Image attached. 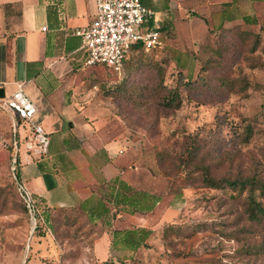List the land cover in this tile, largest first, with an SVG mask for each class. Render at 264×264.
<instances>
[{
  "label": "rangeland",
  "instance_id": "obj_1",
  "mask_svg": "<svg viewBox=\"0 0 264 264\" xmlns=\"http://www.w3.org/2000/svg\"><path fill=\"white\" fill-rule=\"evenodd\" d=\"M249 10L254 9L249 5ZM201 23L197 40L207 34V23ZM236 45L220 61L207 60L216 58L210 46L199 52L192 77L203 66L205 79L198 77L194 89L182 90L183 104L178 109L161 104L160 82L175 86L178 81L180 66L175 57L180 53L175 50H180V35L171 47L163 42V47L138 54L123 71L114 72L105 65L87 66L88 104L96 136L89 148L111 144L112 159L128 168L137 188L163 194L178 188L176 181L174 187L172 184L176 177H184L179 172V157L192 143L199 146L198 160L209 163L218 175L264 178V52L260 48L253 54L247 50L237 53ZM224 78L236 81L234 90L230 84H222ZM119 86L127 89L126 95L110 92ZM12 131L11 113L0 108V264L60 263L50 232L41 239L40 247H35L39 233L33 234L34 219L22 209L11 171ZM186 186L164 212L159 208L153 214L131 218L132 226L151 232L146 245L137 250L110 246L116 262L264 264L263 224L248 220L240 203L232 201L225 191L197 182ZM78 240L62 245L59 257L67 250H80L88 259L84 264L105 263Z\"/></svg>",
  "mask_w": 264,
  "mask_h": 264
},
{
  "label": "crops",
  "instance_id": "obj_2",
  "mask_svg": "<svg viewBox=\"0 0 264 264\" xmlns=\"http://www.w3.org/2000/svg\"><path fill=\"white\" fill-rule=\"evenodd\" d=\"M142 1L156 11L153 25L162 28L165 44L172 46L180 35V46L195 51L202 50L210 29L243 24V18L253 13L249 10L252 0ZM94 13V0H0V88L7 96L23 84L38 108L36 121L50 135L48 153L42 158L22 149L20 179L41 204L51 208L81 206L88 221L87 233L80 231L79 237L74 225L62 226V236L50 232L57 244L56 258L61 260L55 264H84L83 260H88L80 250H67L59 257L62 245L76 239L87 244L84 248L92 256L108 259L113 230L134 228L131 218L139 214L136 207L110 200L116 176L128 187H136L128 172L112 159L111 144L89 148L96 138L95 121L88 104L86 52L76 31L88 26ZM202 21L207 23V34L197 40ZM47 234L37 236L36 248Z\"/></svg>",
  "mask_w": 264,
  "mask_h": 264
},
{
  "label": "trees",
  "instance_id": "obj_3",
  "mask_svg": "<svg viewBox=\"0 0 264 264\" xmlns=\"http://www.w3.org/2000/svg\"><path fill=\"white\" fill-rule=\"evenodd\" d=\"M263 6L264 0H252V7L254 9L253 13L246 15L243 18V24L237 23L230 27L221 25L220 27L210 29L209 36L202 46V51L204 49H210L208 48V46H210L211 49L214 50L216 58L210 57L207 60H224L226 58L225 55H230L229 50L231 47L235 46L237 43V53H242L244 50H247L253 54L254 52L259 51L260 48L264 52V9L262 13L258 11L259 7ZM206 21L208 20L206 19ZM155 28L160 30L162 34V28L160 26H155ZM249 39L253 40V43H249ZM183 46H180L182 49L179 50L176 48L177 50H175L176 52L180 53L177 58L175 57L176 62L180 66L177 83L175 86H168L162 81L160 82V89L162 90L160 102L165 108H180L183 104L182 90L186 91L194 89V82L198 77H200V80L202 81L205 79V76H203L201 73L203 69H206L205 67L200 66L195 77H192L191 72V68L197 64L196 61L199 59L198 54L201 51L188 49L186 45ZM147 50L148 49H146L141 42L132 44L129 54L124 60L121 71H123L125 67L129 65V63H132L134 60H136L135 57L138 54ZM228 58L229 60L233 59L232 57ZM113 71L118 72L115 70ZM235 83L236 81L230 79L224 78L222 80V84H230V90H234L233 88ZM112 90H114V94L122 95H126L127 91V89L123 88V86L116 87V89H111L110 92H112ZM14 133L15 132L13 128L11 145L13 149ZM14 155L15 150L11 157V167ZM198 156L199 146L197 144L194 145L192 143L186 147L185 151L179 157L181 167L179 172H183L184 177H176V179H174L172 187H174V182L176 181L178 188L173 189L171 192L167 191L165 194H163L162 192H157L155 190L146 188H137L133 186L128 187L120 178V176H116L113 180L115 193H113L110 200L116 205L123 204L125 206V204H129L130 207H136V211L139 214H144L147 216V214H153L156 210H159V208L164 210L172 206V203L176 200V198L182 195V190L184 187H187V184L197 182L202 187L225 191L226 195H228L232 201H238V203H240L248 220L262 223L264 226V178L255 175L235 177L229 174L218 175L213 171L209 163L198 160ZM17 161L18 165H16L15 173H13L12 169L11 171L16 180L15 185L19 199L23 205L22 209L28 215H30V209L27 206V203L20 191V186L22 184L20 179L21 160L17 159ZM119 165L124 170V172L128 171V168L122 163ZM195 172L198 174L194 175ZM181 183L183 186L180 188ZM169 195L172 196L170 199ZM33 198V207L35 209L34 213L37 219V224L33 234L54 232L56 236H62L63 233L59 232L60 228L62 226L69 227L73 225L76 226L74 229L76 237L80 236V231H82L84 234L87 233L88 230L86 228V224L88 221L81 206H75L71 208H51L41 204V201L36 196L33 195ZM150 232V229L145 227L114 229L112 246H119L122 249L131 251L137 250L142 245H146V239ZM102 262H105L104 264H121V262H116L112 256Z\"/></svg>",
  "mask_w": 264,
  "mask_h": 264
},
{
  "label": "built area",
  "instance_id": "obj_4",
  "mask_svg": "<svg viewBox=\"0 0 264 264\" xmlns=\"http://www.w3.org/2000/svg\"><path fill=\"white\" fill-rule=\"evenodd\" d=\"M94 1L95 13L92 21L88 26L76 31L82 38L86 52L85 66L105 65L119 72L132 44L141 42L148 50L163 47L162 34L153 25L156 11L145 5L142 0ZM0 108L10 112L13 117L15 155L11 169L15 173L22 149L40 158L48 153L50 135L44 126L36 121L38 108L25 93L23 84H19L12 94L0 98ZM22 131H25V134H22ZM20 191L34 219L35 229L37 219L33 195L23 182Z\"/></svg>",
  "mask_w": 264,
  "mask_h": 264
},
{
  "label": "water",
  "instance_id": "obj_5",
  "mask_svg": "<svg viewBox=\"0 0 264 264\" xmlns=\"http://www.w3.org/2000/svg\"><path fill=\"white\" fill-rule=\"evenodd\" d=\"M3 97H4V89L0 88V98H3Z\"/></svg>",
  "mask_w": 264,
  "mask_h": 264
}]
</instances>
